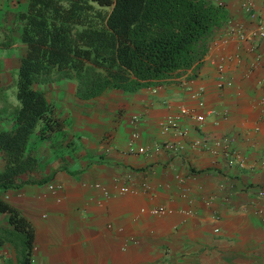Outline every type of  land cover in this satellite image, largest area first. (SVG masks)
I'll return each mask as SVG.
<instances>
[{
    "label": "crops",
    "instance_id": "obj_1",
    "mask_svg": "<svg viewBox=\"0 0 264 264\" xmlns=\"http://www.w3.org/2000/svg\"><path fill=\"white\" fill-rule=\"evenodd\" d=\"M215 1L229 18L199 67L135 93L110 89L89 100L68 80L41 86L58 125L33 136L27 183L5 195L34 226L32 264H264V217L256 212L264 205V38L230 36L229 21L251 30L256 20L243 0ZM254 2L264 16V0ZM28 4L0 0V77L18 70L26 52L18 16ZM221 56L231 80L223 87ZM182 106L205 120L182 117L186 135L163 132ZM13 113L0 129L11 126ZM204 139L209 147L193 145ZM218 140L237 149L247 167L230 163ZM124 184L133 191L122 193ZM158 208L164 212L152 213ZM0 225L9 227L6 214ZM0 261L17 264L12 244L0 250Z\"/></svg>",
    "mask_w": 264,
    "mask_h": 264
},
{
    "label": "trees",
    "instance_id": "obj_2",
    "mask_svg": "<svg viewBox=\"0 0 264 264\" xmlns=\"http://www.w3.org/2000/svg\"><path fill=\"white\" fill-rule=\"evenodd\" d=\"M228 18L215 0H29L18 16L26 45L19 106L11 126L0 129V213L9 225H0V250L10 243L17 264H32L34 226L5 195L27 183L33 136L46 137L58 125L41 86L65 79L89 100L110 89L135 93L161 85L199 67Z\"/></svg>",
    "mask_w": 264,
    "mask_h": 264
},
{
    "label": "built area",
    "instance_id": "obj_3",
    "mask_svg": "<svg viewBox=\"0 0 264 264\" xmlns=\"http://www.w3.org/2000/svg\"><path fill=\"white\" fill-rule=\"evenodd\" d=\"M242 9L244 11V13H246L247 15L250 16V18L256 20V26L251 29V30H247L243 24H234L233 22L229 21L228 22V34L230 36H235L237 38H240L242 40H246V41H250L252 43H258L260 39L264 38V16H260L256 10H255V2L254 0H243L242 2ZM227 58L225 56H221L220 57V63L218 66L219 71L222 73L221 74V78H220V82H219V86L223 87L225 85L230 84V79H228L227 77H225L223 75V70L225 68V63H226ZM197 99L199 100V105L202 106L203 102L201 100V97L199 96V94H197ZM182 117H190V118H194L197 121H201L203 122L205 120V115L204 114H199L197 112H195L194 108H191L189 106H182L180 108V114L178 116H168L166 120H164V122L162 123L161 127L163 132H170V131H175L179 134L182 135H186L188 133L187 127H183L181 125V118ZM140 137V132L138 130H135L133 133V140L135 141L137 138ZM207 141L204 140H196L194 141L193 145L195 146H204V147H209L208 143H206ZM133 143V141H132ZM217 147H225L226 151L228 152V156L230 157V163L232 164H236L239 167H247V162L245 157H243V155L240 154V152L232 147H229V145L227 143H222V141H217L215 142ZM165 147L168 149H172L174 151H179V147L175 146V144L167 142L165 144ZM133 149V148H132ZM211 149L213 151H218L216 148H212ZM263 166H264V161H263ZM178 180L183 182V177L181 176H177ZM120 191L122 193H126V192H132L133 189L131 188L130 185L128 184H124L121 188ZM107 192V190H106ZM259 197H264V188H260L259 189ZM164 212V208H158V209H154L152 211V213L158 214V213H163ZM256 212L258 214H260L262 217H264V205L263 206H259L256 208ZM216 231H219V229H216Z\"/></svg>",
    "mask_w": 264,
    "mask_h": 264
},
{
    "label": "rangeland",
    "instance_id": "obj_4",
    "mask_svg": "<svg viewBox=\"0 0 264 264\" xmlns=\"http://www.w3.org/2000/svg\"><path fill=\"white\" fill-rule=\"evenodd\" d=\"M17 71V69H13L10 71L11 75L7 74L6 77H0V86H3L2 90H0V118L3 117V119L0 120V124L2 123L3 125L7 123V117L9 118L12 116V113L15 110L13 106L19 105L17 99ZM58 79L60 78H56L54 81ZM3 107H6L7 112H2Z\"/></svg>",
    "mask_w": 264,
    "mask_h": 264
}]
</instances>
